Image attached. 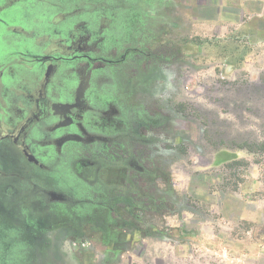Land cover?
Masks as SVG:
<instances>
[{
  "label": "flooded vegetation",
  "instance_id": "1",
  "mask_svg": "<svg viewBox=\"0 0 264 264\" xmlns=\"http://www.w3.org/2000/svg\"><path fill=\"white\" fill-rule=\"evenodd\" d=\"M179 5L0 0V264H109L137 240L180 125L148 103L185 62L158 41Z\"/></svg>",
  "mask_w": 264,
  "mask_h": 264
},
{
  "label": "rangeland",
  "instance_id": "2",
  "mask_svg": "<svg viewBox=\"0 0 264 264\" xmlns=\"http://www.w3.org/2000/svg\"><path fill=\"white\" fill-rule=\"evenodd\" d=\"M173 1L179 25L158 41L185 62L148 101L180 123L164 136L168 177L109 264H264V0Z\"/></svg>",
  "mask_w": 264,
  "mask_h": 264
},
{
  "label": "crops",
  "instance_id": "3",
  "mask_svg": "<svg viewBox=\"0 0 264 264\" xmlns=\"http://www.w3.org/2000/svg\"><path fill=\"white\" fill-rule=\"evenodd\" d=\"M59 251H60V249H59ZM59 251H58V252H59ZM61 255L64 256L63 251H61ZM64 260H65V258H64ZM64 260H63V261H64ZM83 260H84L83 254H81V253H76V254H75V257H74V260L72 261V264H79V263H80V264H84V263H83ZM60 262H62V260H60L59 263H60ZM90 263H92V261H90Z\"/></svg>",
  "mask_w": 264,
  "mask_h": 264
}]
</instances>
